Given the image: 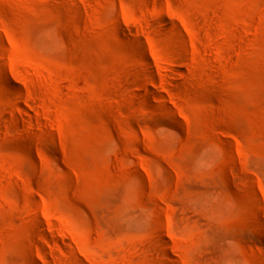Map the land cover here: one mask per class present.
Masks as SVG:
<instances>
[{
  "label": "rangeland",
  "instance_id": "obj_1",
  "mask_svg": "<svg viewBox=\"0 0 264 264\" xmlns=\"http://www.w3.org/2000/svg\"><path fill=\"white\" fill-rule=\"evenodd\" d=\"M0 264H264V0H0Z\"/></svg>",
  "mask_w": 264,
  "mask_h": 264
},
{
  "label": "bare ground",
  "instance_id": "obj_2",
  "mask_svg": "<svg viewBox=\"0 0 264 264\" xmlns=\"http://www.w3.org/2000/svg\"><path fill=\"white\" fill-rule=\"evenodd\" d=\"M144 59H145V63H146V66L149 68V69H151L152 68V64H151V62H150V59L147 57V56H145L144 57ZM152 70V69H151ZM162 77L161 78H163V75H161ZM165 77V76H164ZM162 114H164L165 116H168L169 114H168V111H166L165 109H162Z\"/></svg>",
  "mask_w": 264,
  "mask_h": 264
}]
</instances>
